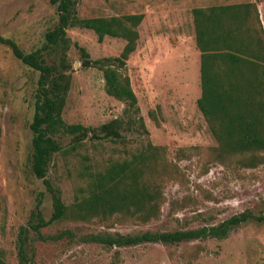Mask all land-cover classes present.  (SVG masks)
I'll return each instance as SVG.
<instances>
[{
	"label": "rangeland",
	"instance_id": "obj_1",
	"mask_svg": "<svg viewBox=\"0 0 264 264\" xmlns=\"http://www.w3.org/2000/svg\"><path fill=\"white\" fill-rule=\"evenodd\" d=\"M239 1L243 0L79 1L82 17L145 14L139 26L137 48L127 60L125 72L137 94L147 132L123 131L128 142L88 139L74 152L69 149L58 152L51 161L48 177L60 187L63 199L70 204L78 189L86 185L87 165H92L94 170L96 161L102 165L111 158L125 156L126 150L149 140L167 146V156L178 165L179 174L165 185L166 200L159 218L148 223L110 226L97 221L64 220L43 227L42 237L30 233L28 264H264V221L255 219L235 227L223 238L207 237L174 244L148 242L121 247L118 253L115 248L79 238L98 232L136 234L198 228L218 224L244 210L264 215V162L241 166L212 161L208 148L217 145V140L197 103L201 81L193 76L192 63L182 72L180 64L174 62L164 67L157 58V49L164 40L177 45L181 40L178 35L184 31L187 35L183 40L190 39L195 6ZM57 20V5L52 0H0V34L13 38L26 52L43 45L46 31ZM261 23L264 29L262 20ZM68 34L74 42L69 51L74 71L64 118L70 123L96 127L122 116L126 102L106 91L103 70L82 66L76 44L87 48L92 58H101L119 55L126 40L107 35L100 41L93 29L79 26L68 28ZM150 43L152 51L149 50L148 56ZM186 50L192 62V50ZM37 79L36 70L0 43V254L9 264H22L19 231L27 224L39 200L47 219L53 212L51 193L31 169L30 124L35 111ZM61 143L68 148L69 138L61 139ZM180 148H187V157H178ZM66 229L75 236L60 237Z\"/></svg>",
	"mask_w": 264,
	"mask_h": 264
},
{
	"label": "trees",
	"instance_id": "obj_2",
	"mask_svg": "<svg viewBox=\"0 0 264 264\" xmlns=\"http://www.w3.org/2000/svg\"><path fill=\"white\" fill-rule=\"evenodd\" d=\"M80 0H52L57 5L58 20L45 33L42 46L26 52L13 39L0 34V43L8 46L23 63L38 72L36 101L30 128L32 137L31 169L43 180L52 195L53 212L46 218L36 209L19 231V256L28 264L27 247L33 231L42 237L41 229L68 220L110 226L115 223H148L162 214L166 200V183L179 174L176 163L169 160L166 145L150 140L126 150L127 155L111 158L95 169L86 166L87 181L67 204L59 186L48 177L54 155L63 150L76 151L85 141L110 139L128 142L123 131L142 129L147 132L130 76L125 72L127 60L136 50L139 26L144 13L82 17ZM196 43L202 52V94L197 103L204 114L217 145L208 148L212 161L222 164L257 166L264 162V29L257 4L251 1L194 7ZM93 29L100 41L105 36L120 37L126 43L119 55L92 58L87 48L76 44L82 66L103 70L106 91L126 102L124 114L99 126L70 123L64 109L73 80L74 65L69 51L74 44L70 27ZM69 138L64 148L61 139ZM195 148V147H194ZM187 148L178 157H187ZM264 221V215L244 210L218 224L198 228L144 231L136 234L87 233L79 236L87 243H98L109 249L136 246L148 242L180 243L207 237H227L232 229L249 221ZM71 238L72 230L59 235ZM56 238V237H54ZM0 264H9L0 254Z\"/></svg>",
	"mask_w": 264,
	"mask_h": 264
},
{
	"label": "crops",
	"instance_id": "obj_3",
	"mask_svg": "<svg viewBox=\"0 0 264 264\" xmlns=\"http://www.w3.org/2000/svg\"><path fill=\"white\" fill-rule=\"evenodd\" d=\"M250 1L256 2L260 16H261V20L264 22V0H250ZM240 2H245V0L239 1L237 3H240ZM207 6H210V5L207 3H201V5H198L195 7H207ZM192 21H193L192 26H193L194 31L190 39H188V41L183 40L187 35L186 32L184 31L182 33H179L178 36L181 38V40L177 43V45L171 44L168 39H167L168 41L164 40V44H162V46H159L157 49V52H158L157 58H158L159 64H161L162 62L164 64V67L168 65L171 66L172 63L174 62L177 64H180L182 68V72L188 69V67L192 63L193 65L192 74L194 77H196L197 79H200L201 81L202 52L198 48L197 43H196V32H195L194 20ZM148 46L149 47H147L148 49L147 54L149 56V50L152 49L151 43L148 44ZM186 48H189L190 50H192V56H193L192 62L190 61V56H189V53H187ZM200 91L202 94V87H200Z\"/></svg>",
	"mask_w": 264,
	"mask_h": 264
}]
</instances>
